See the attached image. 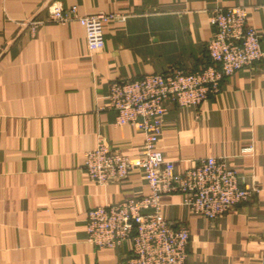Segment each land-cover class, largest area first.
<instances>
[{
	"label": "crops",
	"instance_id": "0c3cea01",
	"mask_svg": "<svg viewBox=\"0 0 264 264\" xmlns=\"http://www.w3.org/2000/svg\"><path fill=\"white\" fill-rule=\"evenodd\" d=\"M50 1L0 0V264H127L128 243L97 250L85 239L89 208L149 192L140 168L105 184L85 173L98 142L134 159L145 140L103 107L111 82L208 64L216 7H249L264 52V0H56L122 16L93 53L78 21L30 25L48 18ZM165 105L157 147L177 171L213 155L256 189L213 221L191 214L182 194L162 195L166 218L190 230L187 263L264 264V56L198 105Z\"/></svg>",
	"mask_w": 264,
	"mask_h": 264
},
{
	"label": "built area",
	"instance_id": "2783aa9c",
	"mask_svg": "<svg viewBox=\"0 0 264 264\" xmlns=\"http://www.w3.org/2000/svg\"><path fill=\"white\" fill-rule=\"evenodd\" d=\"M49 11L50 21L80 22L90 51L104 47L107 21L122 18L115 12L80 15L76 5L67 8L60 1L51 2ZM209 19L214 32L207 43L209 65L193 72L171 67L111 83L107 108L116 111L118 124L129 123L145 133L141 155L133 159L102 141L85 154L84 169L92 180L105 183L141 167L149 184L150 192L141 197L88 210V242L110 248L128 243V264H187L189 229L167 220L160 202L162 194L181 192L193 213L214 218L252 191L242 186L237 170L223 158L206 156L177 171L175 162L157 147L167 100L178 105L198 103L221 89L223 77L264 55L261 35L250 23L246 7H216ZM31 23L35 28L43 22Z\"/></svg>",
	"mask_w": 264,
	"mask_h": 264
},
{
	"label": "rangeland",
	"instance_id": "374dc122",
	"mask_svg": "<svg viewBox=\"0 0 264 264\" xmlns=\"http://www.w3.org/2000/svg\"><path fill=\"white\" fill-rule=\"evenodd\" d=\"M53 1H56V0H51L50 2H49V4H48V9H49V6H50V4H51V2H53ZM72 6V5H71ZM241 6H243V5H241ZM70 6H67V8H69ZM225 7H228V6H225ZM244 7H246L247 8V12L249 13V7H247V6H244ZM101 12V11H100ZM97 13H99V12H97ZM97 13H93V14H97ZM105 13H112V12H105ZM80 15H89V14H80ZM49 17H50V11H49V16H48V18H45V19H40V18H33L32 20H30L29 21V23H30V25L33 27V25H32V23H31V21H34V20H41L43 23H46V22H53V23H59V22H54V21H50L49 20ZM210 20V19H209ZM71 21H76V20H71ZM71 21H69V22H71ZM69 22H65V23H60V24H66V23H69ZM110 21H107V23L104 25V34H105V31H106V26H107V24L109 23ZM42 23V24H43ZM80 23V22H79ZM211 24V23H210ZM212 26V25H211ZM212 29H213V26H212ZM257 30V29H256ZM213 33L214 32H212V35H213ZM260 34V33H259ZM85 39H86V31H85ZM86 45H87V42H86ZM87 49H88V47H87ZM99 50H101V49H99ZM99 50H96V51H99ZM88 51H89V53H93V52H95V51H90L89 49H88ZM207 52H208V56H209V58H210V53H209V51H208V49H207ZM264 56V55H263ZM262 56V57H263ZM261 57V58H262ZM258 61V60H257ZM256 60L255 61H253L252 63H250L249 65H247V66H252L255 62H257ZM211 63V58L209 59V62H208V64H206V66L207 65H209ZM205 66V65H204ZM171 67H177V68H179V69H182L183 71H189V72H193V71H196V70H199V69H196V70H185L184 68H181V67H179V66H171ZM171 67H169V68H171ZM202 68V67H201ZM168 69V68H167ZM166 70V69H165ZM164 71V70H163ZM160 72H162V71H160ZM235 72V71H234ZM148 74V73H147ZM145 75V74H144ZM229 76V75H228ZM227 77V76H226ZM225 77H223L222 79H221V81H220V86H221V83H222V80L224 79ZM114 82V81H113ZM112 83V82H111ZM111 86V85H110ZM110 89V88H109ZM220 91V90H219ZM218 91V92H219ZM218 92H216V93H214V94H209L208 96H207V98H205V99H202V100H200L198 103H194V104H192V105H198V104H200L201 102H204L205 100H207L209 97H211V96H214L215 94H217ZM109 93V92H108ZM107 96H108V94H107ZM107 96H106V98H107ZM166 103V102H165ZM188 105V104H187ZM187 105H180V106H187ZM103 107L104 108H107V101L105 102V105H103ZM115 120H116V117H115ZM116 122V121H115ZM126 124V123H125ZM129 124V123H128ZM132 125V124H131ZM135 126V125H134ZM137 127V126H136ZM138 128V127H137ZM144 142H145V140H144ZM143 145H144V143H143ZM143 145L141 146V148L139 149V156L141 155V149H142V147H143ZM249 147H251L252 148V150H253V146L251 145V144H248V145H246V146H243L242 147V149H241V151L243 152V153H248V152H250V151H252V150H250V151H245V148H249ZM159 149V148H158ZM160 150V149H159ZM138 156V157H139ZM209 156H211V155H209ZM130 157V156H129ZM137 157V158H138ZM206 157V156H205ZM203 158V157H202ZM134 159H136V158H134ZM201 158H199L198 160H200ZM221 160H223L222 158H220ZM198 160H196V162H198ZM226 160V159H225ZM227 161V160H226ZM195 162V163H196ZM194 163V164H195ZM137 168H140V169H142L141 167H137ZM85 170V169H84ZM132 171V170H131ZM143 171V170H142ZM238 172V171H237ZM85 173H86V171H85ZM130 173V172H129ZM128 173V174H129ZM144 173V172H143ZM86 175H87V173H86ZM88 176V175H87ZM127 176V175H126ZM125 176V177H126ZM89 177V176H88ZM117 178H124V177H117ZM144 178H145V175H144ZM91 179V178H90ZM92 180V179H91ZM145 180H146V178H145ZM95 181V180H94ZM95 182H97V181H95ZM97 183H99V184H105V183H107V182H105V183H100V182H97ZM146 183H147V180H146ZM241 184H242V186H244V188H247V189H252V191L253 190H256V189H253V188H251L250 186H248V185H246V184H244V182H241ZM147 185H148V187H149V184L147 183ZM251 191V192H252ZM149 192H150V188H149ZM148 192V193H149ZM147 193V194H148ZM168 193H180V194H182L181 192H168ZM164 194H167V193H164ZM163 195V194H162ZM162 195H161V197H160V202H161V204L164 206V203L162 202ZM183 195V194H182ZM250 195H251V193H250ZM249 195V196H250ZM141 196H143V195H141ZM141 196H137V197H135V196H129V197H126L125 199H127V198H130V197H135V198H138V197H141ZM249 196L246 198V199H242V200H240V201H238V202H236V203H234L230 208H228L227 209V211H225V212H223L222 214H220V215H217V216H215L214 218H210V217H208V216H204V215H202V214H200V213H193L189 208H188V210H189V212L191 213V214H193V215H195V216H200V217H203V218H206L207 220H209V221H213V220H216L218 217H221V216H223V215H225V214H227L228 212H230L236 205H238V204H240V203H242V202H245V201H247L248 199H249ZM185 198H186V196L185 195H183V202H185ZM124 200V199H123ZM187 207H188V205H187V203L185 202L184 203ZM108 205V204H107ZM111 205V204H110ZM99 206H103V205H99ZM163 206H162V208H163ZM95 207H98V206H94V207H91V209L92 208H95ZM90 209V208H89ZM166 217V216H165ZM168 221H169V219H167ZM87 221H88V212H87V219H86V224H85V232H86V236H85V239H86V241L88 242V235H87V231H86V225H87ZM170 222V221H169ZM172 224V223H171ZM183 225V226H187L184 222H179V223H177L176 225H174V226H177V225ZM187 228H188V226H187ZM189 229V228H188ZM189 232H190V230H189ZM189 242H190V237H189V239H188V243H187V251H188V256H187V258L189 257ZM91 244V243H90ZM95 249H97V250H114V249H117V248H110L109 246H105V247H100L99 245H96L95 246V244H91ZM131 246L129 245V254H128V256H127V258H126V262H127V264H128V258H129V256H130V253H131V248H130ZM118 248H120V247H118ZM188 264V263H187Z\"/></svg>",
	"mask_w": 264,
	"mask_h": 264
}]
</instances>
